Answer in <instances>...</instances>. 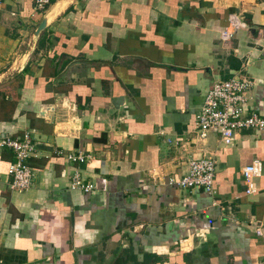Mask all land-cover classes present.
I'll return each mask as SVG.
<instances>
[{"label":"crops","instance_id":"1","mask_svg":"<svg viewBox=\"0 0 264 264\" xmlns=\"http://www.w3.org/2000/svg\"><path fill=\"white\" fill-rule=\"evenodd\" d=\"M49 2L34 44L43 11L0 2V139L28 132L37 147L23 192L0 147V264H264V130L228 147L194 131L204 93L233 75L264 118V0ZM77 152L92 158L66 159ZM199 158L214 162L211 194L163 183ZM75 170L90 192L69 189Z\"/></svg>","mask_w":264,"mask_h":264},{"label":"built area","instance_id":"2","mask_svg":"<svg viewBox=\"0 0 264 264\" xmlns=\"http://www.w3.org/2000/svg\"><path fill=\"white\" fill-rule=\"evenodd\" d=\"M48 5L49 0H34L35 11H44ZM241 24L243 23L239 21L237 15H229L226 27L220 33L221 39H231ZM249 85L247 80L237 75L214 82L204 93L201 105L195 114V136L204 139L208 133L216 134L219 144L228 147L232 145L237 131L264 130V118L247 106L244 92ZM0 147L12 152V160L6 168L9 189L16 192L27 190L32 176V169L27 160L37 152L33 138L28 132H23L19 138L4 137L0 139ZM91 158V154L83 152L66 154V159L76 164L88 163ZM257 166V163L253 162L240 168L245 195H250L254 191L253 180L257 175ZM214 169V162L210 158L190 159L185 175L179 178L166 177L163 183L181 190L200 188L205 193L211 194ZM69 189L87 193L93 189V185L84 183L75 170L69 181Z\"/></svg>","mask_w":264,"mask_h":264},{"label":"water","instance_id":"3","mask_svg":"<svg viewBox=\"0 0 264 264\" xmlns=\"http://www.w3.org/2000/svg\"><path fill=\"white\" fill-rule=\"evenodd\" d=\"M51 10H47L45 11V13H43L37 27L34 29L32 36H31V43L34 44L39 33L44 30L46 28V26L48 25V18H49V13ZM33 45H31L30 50L27 52L25 59H28L30 52L32 50ZM121 97H116V98H112L111 99V106L115 109L118 108V106H121Z\"/></svg>","mask_w":264,"mask_h":264},{"label":"rangeland","instance_id":"4","mask_svg":"<svg viewBox=\"0 0 264 264\" xmlns=\"http://www.w3.org/2000/svg\"><path fill=\"white\" fill-rule=\"evenodd\" d=\"M49 7H50V6H49ZM47 9H48V8H46L44 11H46ZM44 11H43L42 13H44ZM42 13H41V14H42Z\"/></svg>","mask_w":264,"mask_h":264},{"label":"trees","instance_id":"5","mask_svg":"<svg viewBox=\"0 0 264 264\" xmlns=\"http://www.w3.org/2000/svg\"><path fill=\"white\" fill-rule=\"evenodd\" d=\"M51 2H49V4H50Z\"/></svg>","mask_w":264,"mask_h":264},{"label":"bare ground","instance_id":"6","mask_svg":"<svg viewBox=\"0 0 264 264\" xmlns=\"http://www.w3.org/2000/svg\"><path fill=\"white\" fill-rule=\"evenodd\" d=\"M53 12V11H52Z\"/></svg>","mask_w":264,"mask_h":264}]
</instances>
